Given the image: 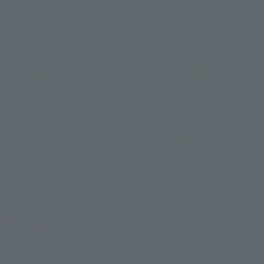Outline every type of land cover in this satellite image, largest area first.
I'll return each mask as SVG.
<instances>
[{"label":"water","instance_id":"1","mask_svg":"<svg viewBox=\"0 0 264 264\" xmlns=\"http://www.w3.org/2000/svg\"><path fill=\"white\" fill-rule=\"evenodd\" d=\"M0 264H264V0H0Z\"/></svg>","mask_w":264,"mask_h":264}]
</instances>
